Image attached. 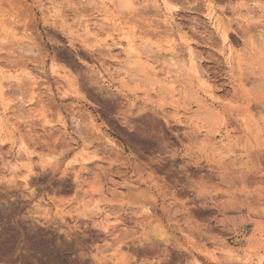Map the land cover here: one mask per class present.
<instances>
[{"label": "rangeland", "instance_id": "obj_1", "mask_svg": "<svg viewBox=\"0 0 264 264\" xmlns=\"http://www.w3.org/2000/svg\"><path fill=\"white\" fill-rule=\"evenodd\" d=\"M106 1L0 0V264H264V0Z\"/></svg>", "mask_w": 264, "mask_h": 264}, {"label": "bare ground", "instance_id": "obj_2", "mask_svg": "<svg viewBox=\"0 0 264 264\" xmlns=\"http://www.w3.org/2000/svg\"><path fill=\"white\" fill-rule=\"evenodd\" d=\"M96 1H98L97 3L99 4V5H108V2L106 1V0H96ZM96 3V4H97ZM122 12V11H121ZM88 25H90V24H86V26H88ZM127 38H128V42H129V49H128V53L129 54H131L132 56H133V54L134 53H137L138 52V49L136 48V46H135V40L134 39H132V38H130L129 36H127ZM151 48V47H150ZM147 50H148V48H147ZM151 50V49H150ZM25 51L26 52H30V53H32V52H34L33 51V49L31 48V47H28V48H25ZM149 51V50H148ZM196 52L194 51V50H192V55H191V58H190V60H191V67L193 68V69H195L197 72H198V63H199V60H197V57H196ZM128 56V55H127ZM128 58V57H127ZM130 58V57H129ZM1 63V62H0ZM3 66V65H2ZM1 66V64H0V72H2V71H4L3 70V67ZM137 68L135 67V70H136ZM71 119H73L74 120V122H75V124H76V126L78 127V125H79V121H78V119L75 117V116H72V118ZM72 120V121H73ZM27 147V145H26V143H23V145H22V148L23 149H27L26 148ZM18 161V160H17ZM19 165L18 164H12L11 165V167L9 168V170H10V172H11V174H13V175H17V169L19 168L18 167ZM24 179L25 180H27V176H25L24 177ZM28 181V180H27Z\"/></svg>", "mask_w": 264, "mask_h": 264}]
</instances>
